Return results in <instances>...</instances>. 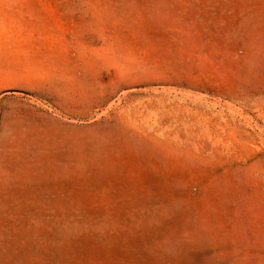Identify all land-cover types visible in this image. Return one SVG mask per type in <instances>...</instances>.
Wrapping results in <instances>:
<instances>
[{
  "label": "rangeland",
  "instance_id": "1",
  "mask_svg": "<svg viewBox=\"0 0 264 264\" xmlns=\"http://www.w3.org/2000/svg\"><path fill=\"white\" fill-rule=\"evenodd\" d=\"M0 264H264V0H0Z\"/></svg>",
  "mask_w": 264,
  "mask_h": 264
}]
</instances>
